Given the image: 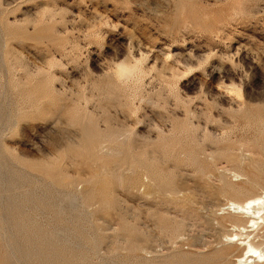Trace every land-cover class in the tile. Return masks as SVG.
Returning <instances> with one entry per match:
<instances>
[{"label": "rangeland", "instance_id": "rangeland-1", "mask_svg": "<svg viewBox=\"0 0 264 264\" xmlns=\"http://www.w3.org/2000/svg\"><path fill=\"white\" fill-rule=\"evenodd\" d=\"M262 161L264 0H0V264H241Z\"/></svg>", "mask_w": 264, "mask_h": 264}, {"label": "bare ground", "instance_id": "bare-ground-1", "mask_svg": "<svg viewBox=\"0 0 264 264\" xmlns=\"http://www.w3.org/2000/svg\"><path fill=\"white\" fill-rule=\"evenodd\" d=\"M122 65H123V62H122ZM129 67H130V69L132 68L131 66H129ZM129 67H128L127 64H126V66L124 65V66L122 67V70H123L124 72H129ZM130 72H132V71H130ZM86 141H87V139H86ZM97 142H98V141H97ZM90 143H91V142H90ZM95 143H96V142L93 143V141H92V146H93V144H95ZM90 146H91V144H90ZM262 163H264V161H262ZM262 163H261V164H262ZM261 164H260V165H261ZM0 166H1V165H0ZM261 167H262V165H261ZM263 167H264V166H263ZM256 169H258V168H256ZM262 169L264 170V168H262ZM47 170H48V169H47ZM44 171H46V170H44ZM49 171H51V170H49ZM49 171H48V172H49ZM261 171H262V170H261ZM97 174H98V173H97ZM233 174H237V173H233ZM260 174H261V173H260ZM45 175H46V173H45ZM52 176H53V173H52ZM237 176H238V175H237ZM263 176H264V174H263ZM15 177H16V176H15ZM53 177H54V176H53ZM55 177H57V176L55 175ZM9 178H10V177H9ZM50 178H51V177H50ZM59 178H60V177H59ZM63 178H64V177H63ZM238 178H239V177H238ZM57 179H58V178H57ZM57 179H56L55 181H58V182L60 183L61 180H57ZM60 179H61V178H60ZM161 179H162V178H161ZM52 180H53V178H52ZM62 180H63V179H62ZM64 180H65V179H64ZM93 180H94V179H93ZM69 181H70V180H69ZM135 181H136V179H135ZM164 181H165V180H164ZM10 182H11V181H10ZM133 182H134V180H133ZM133 182H132V183H133ZM166 182H167V181H166ZM166 182H164V183H165V186H167V184H169V183H166ZM170 182H171V180H170ZM11 183H12V182H11ZM63 183H64V182H63ZM226 183H227V182H226ZM61 184H62V183H61ZM66 184H67V182H66ZM101 184H102V183H101ZM106 184H107V186L110 185L109 187L111 188V184H108L107 182H106ZM161 184L163 185V181H162ZM173 184H174V183H173ZM162 185H160V186H162ZM171 185H172V183H171ZM7 186H8V185H7ZM9 186H11V185H9ZM13 186H14V185H13ZM13 186H11V187H13ZM107 186L105 185V187H107ZM163 186H164V185H163ZM165 186H164V187H165ZM169 186H170V185H169ZM225 186H227V185H225ZM229 186H230V184H229ZM0 187H1V185H0ZM102 187H104V186H102ZM105 187H104V188H105ZM171 187H172V186H171ZM173 187H174V186H173ZM231 187H232V186H231ZM1 188H2V187H1ZM3 188H5V187H3ZM14 188H16V187H14ZM96 188H97V187H96ZM104 188L102 189V188L99 186V189H98V190H99V191H100L101 189L104 190ZM110 188H105V190H106V189H110ZM165 188H166V187H165ZM169 188H170V187H169ZM92 189H93V187H92ZM166 189H167V188H166ZM231 189H232V188H231ZM1 190H2V189H1ZM8 190H9V189H8ZM14 190H15V189H14ZM14 190H13V191H14ZM98 190H97V191H98ZM95 191H96V189H95ZM95 191H93V192H95ZM97 191H96V192H97ZM106 191H107V190H106ZM106 191H105L104 194H106L107 192H109V191H107V192H106ZM7 193H8V192H7ZM90 193H92V192H90ZM101 193H103V192L101 191V192L98 193L100 197H101V195H102ZM27 194H28V193H27ZM47 194H49V192H48ZM96 194H97V193H96ZM98 194H97V195H98ZM100 194H101V195H100ZM108 194L110 195L111 193L109 192ZM12 195H13V194H12ZM23 195H25V194H23ZM29 195H31V194L29 193ZM87 195H88V194H87ZM97 195H95V196H97ZM109 195H108V196H109ZM48 196H49V195H48ZM48 196H47V198H48ZM65 196H67V195H65ZM89 196H91V195H89ZM89 196H88V199L90 198ZM92 196H93V198H94V194H93ZM99 196H97V197H99ZM105 196H107V195H105ZM105 196L103 195L102 197H105ZM108 196H107V197H108ZM29 197H30V196H28V198H29ZM31 197H32V195H31ZM71 197H72V196H71ZM86 197H87V196H86ZM107 197H106V198H107ZM0 198H1V197H0ZM65 198H70V196H69V197H65ZM15 199H16V198H15ZM26 199H27V198H26ZM26 199H25V197H24V201H25ZM33 199H35V198H33ZM33 199H31V200H33ZM74 199H75V197H73V201H74ZM86 199H87V198H86ZM98 199H99V198H98ZM108 199H109V198H108ZM108 199H107V202L109 201ZM8 200H9V199H8ZM16 200H17V199H16ZM21 200H22V199H21ZM38 200H39V199H38ZM38 200H36V201H38ZM41 200L43 201L44 198L41 199ZM47 200H48V199H47ZM65 200H66V199H65ZM67 200H68V199H67ZM89 200H90V199H89ZM94 200H95V199H94ZM11 201H13V200L11 199ZM26 201H27V200H26ZM39 201H40V200H39ZM68 201L70 202L71 200H68ZM68 201H67V202H68ZM15 202H16V201H15ZM17 202H18V201H17ZM19 202H20V200H19ZM22 202H23V200H22ZM22 202H21V203H22ZM44 202H46V201H44ZM109 202H110V201H109ZM111 202H112V201H111ZM0 203H1V202H0ZM28 203H29V201H28ZM40 203H41V202H40ZM48 203H50L49 200H48L47 204H48ZM101 203H104V202L101 201ZM5 204H6V203H5ZM7 204H8V203H7ZM7 204H6V205H2V204H1V205H2V206H7ZM17 204H19V203H17ZM24 204H25V206H26L27 203H24ZM30 204H31V203H30ZM30 204H29V205H30ZM42 204H43V203H42ZM42 204H40V205H42ZM45 204H46V203H45ZM47 204H46V205H47ZM71 204H72V203H71ZM108 204H110V203H108ZM108 204L106 203V205H108ZM11 205H12V204H11ZM14 205H15V204H14ZM20 205H21V204H19V206H20ZM29 205H28V206H29ZM37 205H38V203H37ZM46 205L43 204L42 206H46ZM49 205H50V204H49ZM49 205H47V206H49ZM52 205H53V202H52ZM101 205H102V204H101ZM110 205H111V204H110ZM16 206H18V205H16ZM19 206H18V207H19ZM23 206H24V205H23ZM32 206H34V205H32ZM32 206H31V207H32ZM42 206H41V207H42ZM50 206H51V205H50ZM34 207H35V206H34ZM102 207H103V206H102ZM105 207H106V206H105ZM110 207H111V206H110ZM110 207H109V208H110ZM223 207H224V210L228 209L229 212H231V213L234 214L235 216L237 215V217H238V216H239V217L241 216V217H243V219L245 218V219L241 222V224H239L240 222H238L239 225H235V227H238L239 231H240V230H246V229L249 228V227H251V228L253 227V228H255V229H258L259 226H260L261 224H264V190H262V192L259 193V194H256V193H255V195H253V196H251V197H248V198H246V199L243 200V201H239V200H238V201H237V200H230V201H228V203H227L225 206H223ZM223 207H222V208H223ZM1 208H2V207H1ZM8 208H9V206H8ZM15 208H16V207H15ZM15 208H14V209H15ZM20 208H21V207H20ZM38 208H39V207H38ZM38 208L36 207V209H38ZM43 208H45V207H43ZM43 208H42V209H43ZM46 208H47V207H46ZM49 208H50V207H49ZM49 208H47V209H49ZM51 208H52V207H51ZM53 208H54V206H53ZM53 208H52V209H53ZM2 209H3V208H2ZM28 209H30V208L28 207ZM42 209H41V210H42ZM3 210H4V209H3ZM16 210H17V209H16ZM16 210H15V211H16ZM18 210H19V209H18ZM34 210H35V209H33L31 212H33ZM41 210H40V211H41ZM11 211H12V210H11ZM23 211H24V210H23ZM25 211H27V209H26ZM28 211H29V210H28ZM42 211H44V212H49L48 210H47V211H46V210H42ZM51 211H53V210H51ZM51 211H50V212H51ZM56 211H58V210H56ZM18 212H20V211H17V213H18ZM44 212H42V214H43ZM14 213H15V212H14ZM20 213H21V212H20ZM24 213H25V212H24ZM28 213H30V212H28ZM35 213H36V212H35ZM35 213H34V214H35ZM52 213H53V212H51V213H49V214H52ZM54 213H57V212H54ZM54 213H53V214H54ZM59 213H60V212H59ZM30 214H31V213H30ZM30 214H29V215H30ZM34 214H31V215H34ZM38 214H39V213H38ZM38 214H37V215H38ZM44 214H46V213H44ZM53 214H52V215H53ZM79 214H80V213H79ZM9 215H10V214H9ZM15 215H16V213H15ZM18 215H19V213H18ZM18 215H16V216H18ZM23 215H24V214H23ZM25 215H26V214H25ZM55 215H56V214H55ZM59 215H61V214H59ZM74 215H75V214H74ZM16 216H15V217H16ZM21 216H22V215H21ZM35 216H36V215H35ZM35 216H34V217H35ZM77 216H78V213H77ZM235 216H234V217H235ZM9 217H10V216H9ZM23 217H24V216H23ZM23 217H21V218H23ZM25 217L28 218L27 215H26ZM25 217H24V218H25ZM59 217H60V216H59ZM64 217H65V216H64ZM64 217H63V218H64ZM80 217H81V216H80ZM16 218L18 219V217H16ZM19 218H20V215H19ZM27 218H25V219H27ZM29 218L31 219V216H30ZM32 218H33V217H32ZM53 218H56V217H53ZM10 219H12V218H10ZM14 219H15V218H14ZM14 219H13L12 221H14ZM230 219H231V218H230ZM21 220H22V219H21ZM28 220H29V219L24 220V221H28ZM34 220H35V218H34ZM54 220L56 221V219H54ZM57 220L61 221L59 218H57ZM62 220H63V219H62ZM12 221H11V222H12ZM24 221H22V222H24ZM32 221H33V220H32ZM63 221H65V219H64ZM63 221H62V222H63ZM67 221H68V220H67ZM233 221H235L234 223L237 222L236 220H233ZM16 222H17V221H16ZM18 222H20V221L18 220ZM29 222H31V221H29ZM36 222H37V220H36ZM77 222H78V220H77ZM244 222H245V223H244ZM9 223H10V222H9ZM25 223L27 224V222H25ZM33 223H34V221H33ZM33 223L31 222V224H33ZM37 223H38V222H37ZM55 223H56V222H55ZM66 223H67V222H66ZM66 223H65V224L63 223L64 227L66 226ZM11 224H12V223H11ZM29 224H30V223H29ZM56 224L58 225V222H57ZM78 224H79V223H78ZM8 225H9V224H8ZM23 225H24V226H22V227H25V224H24V223H23ZM35 225H36V224H35ZM61 225H62V223H61ZM72 225H73V224H72ZM72 225H71V226H72ZM29 226H30V225H29ZM31 226H32V225H31ZM37 226H38V225H37ZM37 226H36V227H37ZM41 226H44V225L41 224V225L39 226V228H40ZM10 227H11V225H10ZM55 227H56V225H55ZM55 227H54V228H55ZM61 227H62V226H59V228H61ZM66 227H67V226H66ZM73 227H75V226H73ZM80 227H81V225H80ZM80 227H79V228H80ZM12 228H13V227H12ZM20 228H21V226H20ZM26 228H27V227H26ZM42 228H43V231H44V228H45V227H42ZM59 228H58V230H59ZM67 228H68V227H67ZM75 228H76V227H75ZM77 228H78V227H77ZM77 228H76L75 230H77ZM79 228H78V229H79ZM125 228H126V226H125ZM21 229H22V228H21ZM46 229L48 230V228H46ZM46 229H45V230H46ZM50 229H51V228H50ZM50 229H49V230H50ZM73 229H74V228H73ZM25 230H26V229H25ZM25 230H23V234H24V231H25ZM31 230H32V232H33L34 229H31ZM49 230L47 231L49 234H50V232H53V231H50V232H49ZM71 230H72V229H71ZM128 230H129V229H128ZM251 230H252V229H251ZM262 230H264V229H262ZM14 231H15V230H14ZM28 231H30V228H29ZM28 231H26V232H28ZM35 231H36V230H35ZM35 231H34V232H35ZM59 231H60V230H59ZM63 231H64V230H63ZM65 231H66V229H65ZM80 231H83V230L80 229ZM80 231H79V233H80ZM131 231H132V230H131ZM131 231H129V236H131V235H130V232H131ZM254 231H255V230H254ZM19 232H20V231H19ZM32 232L30 231V233H32ZM44 232H46V231H44ZM54 232H56V230H55ZM77 232H78V231H77ZM127 232H128V231H127ZM252 232H253V231H252ZM258 232H259V231H258ZM260 232H261V231H260ZM9 233H10V232H9ZM11 233H12V232H11ZM16 233H17V232H16ZM28 233H29V232H28ZM41 233H42V232H41ZM41 233H40V234H41ZM48 233H47V234H48ZM13 234H14V233H13ZM18 234H19V233H18ZM40 234L37 233V235H40ZM43 234H44V233H43ZM49 234H48V236H49ZM52 234H53V233H52ZM55 234H57V232H56ZM65 234H66V233H65ZM131 234L133 235L132 232H131ZM253 234H254V233H253ZM25 235H26V234H25ZM25 235H24V237H25ZM29 235H31V234H29ZM44 235H46V233H45ZM58 235H59V234H58ZM127 235H128V234H127ZM135 235H136V234H135ZM250 235H251V234H250ZM250 235H245V237H239V233H238V234H237V233H234V234H232V235L230 234V236H227V240H228L229 242H236L238 245L241 246V248H243V254L240 255V257L238 256V260H237V261H239V263L241 262V264H264V248H262L261 246H257V245L255 244V242H253L252 238H250ZM259 235H260V234H259ZM259 235H258V236H259ZM11 236H12V235H11ZM34 236H35V234H34ZM51 236H52V235H51ZM56 236H57V235H56ZM56 236H55V237H56ZM80 236H81V235H80ZM258 236H257V237H258ZM26 237H27V235H26ZM26 237H25V238H26ZM30 237H31V236H30ZM37 237H38V236H37ZM53 237H54V236H53ZM53 237H51V239H53ZM134 237H135V236H134ZM134 237H133V238H134ZM251 237H254V236H251ZM25 238H24V239H25ZM33 238H34V237H32V239H33ZM38 238H39V237H38ZM45 238H46V236L44 237V240H45ZM49 238H50V237H49ZM65 238H66V237H65ZM81 238H82V237H81ZM26 239H28V238H26ZM35 239H37V238H34L33 241H34ZM51 239H50V240H51ZM56 239H57V238H56ZM58 239H59V238H58ZM131 239H132V237H131ZM131 239H130L129 241H131ZM255 239H256V238H255ZM20 240H22V239H20ZM38 240H39V239H38ZM46 240H47V239H46ZM259 240H260V239H259ZM15 241H16V240H15ZM27 241L29 242V240H27ZM31 241H32V240H31ZM33 241H32V242H33ZM40 241H41V239H40ZM40 241H37V242L39 243ZM48 241H49V239H48ZM54 241H55V239H54ZM54 241H53V243H54ZM59 241H60V240H59ZM62 241H65V240H61V242H62ZM68 241H69V240H68ZM68 241H65V243L68 242ZM132 241H134V240L132 239ZM12 242H13V240H12ZM28 242H27V245H28ZM35 242H36V241H35ZM35 242H34V243H35ZM37 242H36V243H37ZM57 242H58V241H57ZM61 242H60V243H61ZM41 243H43L42 246L39 247V246L37 245V246L40 248L39 250H42L41 247H43V248L46 249V247H44V244H45L46 242L44 243V242L42 241ZM47 243H48V242H47ZM47 243H46V244H47ZM53 243H52V245H54ZM63 243H64V242H63ZM63 243H62L61 245L64 246ZM77 243H78V242H77ZM92 243H93V242H92ZM24 244H25V243H24ZM30 244H32V243H30ZM30 244H29V245H30ZM39 244H40V243H39ZM57 244H58V243H57ZM66 244H67V243H66ZM78 244H80V243H78ZM132 244H133L134 246L136 245L135 242L132 243ZM132 244H130V245H132ZM22 245H23V244H22ZM29 245H28V246H29ZM50 245H51V244H50ZM50 245H49V247H50ZM58 245H60V244H58ZM73 245H74V244H73ZM73 245H72V246H73ZM133 245H132V246H133ZM233 245H234V244H233ZM262 245H263V244H262ZM17 246H18V245H17ZM17 246H16V247H17ZM28 246H27V247H28ZM69 246H70V245H69ZM91 246H92V245H91ZM25 247H26V246H25ZM31 247H32V245H31ZM35 247H36V246H35ZM47 247H48V246H47ZM52 247H53V246H52ZM54 247H55V246H54ZM75 247H76V246H75ZM228 247H229V246H228ZM228 247H226V248L228 249ZM58 248H59V247H58ZM63 248H64V247H63ZM63 248H61V250H62ZM68 248H69V247H68ZM70 248H71V247H70ZM73 248H74V247H72L71 249H73ZM229 248H230V247H229ZM28 249H29V248H28ZM32 249L34 250V248H32ZM35 249H36V248H35ZM50 249H51V248H50ZM56 249H57V248H56ZM71 249H70V250H71ZM218 249H219V248H218ZM222 249H223V248H222ZM23 250H25V249H23ZM29 250H31V249H29ZM29 250H28V251H29ZM54 250H55V249H54ZM54 250H53V251H54ZM59 250H60V248H59ZM59 250H56V253H58L57 251H59ZM61 250H60V251H61ZM64 250H65V248H64ZM66 250L68 251V249H66ZM74 250H75V249H74ZM80 250H81V249H80ZM224 250H226L225 247H224ZM26 251H27V250H26ZM26 251H25V252H26ZM31 251H32V250H31ZM43 251H44V249H43ZM43 251H42V252H43ZM48 251H49V249H48ZM60 251H59V252H60ZM67 251H65V253H66ZM75 251H77V249H76ZM210 251H211V250H210ZM214 251H215V250H214ZM214 251H212V252H214ZM222 251H223V250H222ZM22 252H23V251H22ZM25 252H24V253H25ZM36 252H37V251H36ZM39 252H40V251H39ZM42 252H40V254H42ZM45 252H46V251H45ZM61 252H63V250H62ZM61 252H60V254H62ZM72 252H73V251H72ZM72 252H71V253H72ZM212 252H211V253H212ZM216 252L218 253L219 251L216 250ZM27 253H28V252H27ZM29 253H30V251H29ZM37 253H38V252H37ZM50 253H51V251H50ZM50 253H49V254H50ZM54 253H55V252H54ZM67 253H69V255H68ZM67 253H66V254L70 257V255H71V254H70V251L67 252ZM214 253H215V252H214ZM214 253H213V254H214ZM217 253H215V254H217ZM220 253H222V252H220ZM225 253H226V252H224V254H225ZM52 254H53V253H52ZM63 254H64V253H63ZM63 254H62V255H63ZM72 254H73V253H72ZM74 254H75V255H74V257H75L77 253H74ZM78 254H79V252H78ZM218 254H219V253H218ZM4 255H5V254H4ZM4 255H3V257H5ZM6 255H8V254H6ZM29 255H30V254H29ZM32 255L34 256V254H32ZM47 255H48V254H47ZM47 255H46V257H47ZM57 255H59V254H57ZM62 255H61V256H62ZM81 255H82V253H81L79 256H81ZM84 255H85V254H84ZM201 255H202V254H201ZM208 255L210 256L209 252H208V254H207V257H209ZM222 255H223V254H222ZM226 255H227V254H226ZM228 255H230V253H228ZM48 256H49V255H48ZM77 256H78V255H77ZM77 256H76V257H77ZM82 256H83V255H82ZM205 256H206V255H205ZM205 256H203V257H205ZM215 256H216L217 258H218V256L220 257V255H215ZM215 256H211V257H213L212 259H214ZM3 257H2V259H3ZM26 257H27V256H26ZM26 257H25V258H26ZM31 257H32V256H31ZM40 257H41V256H40ZM40 257H39V259H40ZM42 257H43V256H42ZM46 257H45V258H46ZM53 257H54V256H53ZM59 257H60V256H59ZM59 257H58V259H59ZM63 257H65V256H63ZM72 257H73V255H72ZM85 257H87V256H85ZM183 257H184V255H183ZM189 257H190V256H189ZM207 257H205V258H207ZM216 257H215L214 261H213L212 263H210V264H222L219 260H216ZM29 258H30V257H29ZM32 258H33V257H32ZM47 258H49V257H47ZM50 258H52V257H50ZM61 258H62V257H61ZM65 258H68V257L66 256ZM78 258H79V257H78ZM80 258H81V257H80ZM179 258H180V257H179ZM192 258H195V257H192ZM192 258H191V259H192ZM198 258H199V257H198ZM4 259H5V258H4ZM27 259H28V258H27ZM39 259H38V260L33 259V260H34V261H35V260H36V261H39ZM54 259H55V257H54ZM70 259H72V258L70 257ZM83 259H84V258H83ZM83 259L81 258L82 262L84 261L83 263H86V262H85V259H84V260H83ZM176 259H177V258H175V259H173V260L171 259V260H172L173 262H177V263H178V262H179L178 260H180V259H177V261H176ZM182 259H183V258H182ZM186 259H187V260H190V258L188 259V258L186 257V255H185V260H186ZM0 260H1V259H0ZM29 260H30V259H29ZM43 260H44V258H43ZM45 260H46V259H45ZM56 260H57V258L55 259V261H56ZM67 260H68V259H67ZM74 260H75V262H76V259H74ZM77 260H78V259H77ZM174 260H175V261H174ZM185 260H184V261H185ZM187 260H186V261H187ZM198 260H202V261H203L202 257H201L200 259H198ZM1 261H2V260H1ZM10 261H11V260H10ZM10 261H9V262H10ZM34 261H33V262H34ZM62 261H63V260H62ZM70 261H71V260H70ZM78 261H79V260H78ZM167 261H168V260H167ZM181 261H182V260H180V262H181ZM202 261H201L200 263H204V262H202ZM221 261H223V260H221ZM226 261L228 262L229 259L226 260ZM226 261H225L224 264H226ZM2 262H3V261H2ZM27 262H28V260H27ZM30 262H32V261L30 260ZM44 262H45V261H43V263H44ZM50 262H51V261H50ZM56 262H57V261H56ZM56 262H55V263H56ZM58 262H60V261H58ZM64 262H66V261H64ZM150 262H151V261H150ZM192 262H193V261H192ZM197 262H199V261H197ZM0 263H1V262H0ZM36 263H37V262H36ZM47 263H48V261L46 262V264H47ZM55 263H54V261H53L52 264H55ZM68 263H69V260H68ZM73 263H74V262H73ZM73 263H72V264H73ZM83 263H82V264H83ZM87 263H88V262H87ZM141 263L144 264L145 262H144V263L141 262ZM146 263H147V261H146ZM169 263H171V261H169ZM183 263H186V262H183ZM194 263L196 264V262H193V264H194ZM200 263H199V264H200ZM34 264H35V263H34ZM37 264H38V263H37ZM41 264H42V263H41ZM44 264H45V263H44ZM61 264H62V263H61ZM63 264H64V263H63ZM69 264H70V263H69ZM148 264H149V261H148ZM150 264H151V263H150ZM152 264H154V263L152 262ZM178 264H179V263H178ZM186 264H187V263H186ZM190 264H192V263H190ZM207 264H208V263H207ZM228 264H229V263H228Z\"/></svg>", "mask_w": 264, "mask_h": 264}]
</instances>
